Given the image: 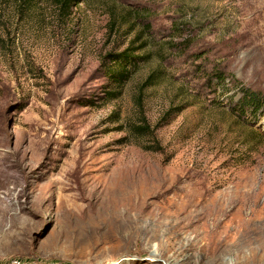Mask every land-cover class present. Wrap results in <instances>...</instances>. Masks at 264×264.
<instances>
[{
    "label": "rangeland",
    "instance_id": "rangeland-1",
    "mask_svg": "<svg viewBox=\"0 0 264 264\" xmlns=\"http://www.w3.org/2000/svg\"><path fill=\"white\" fill-rule=\"evenodd\" d=\"M0 264H264V0H0Z\"/></svg>",
    "mask_w": 264,
    "mask_h": 264
},
{
    "label": "bare ground",
    "instance_id": "bare-ground-1",
    "mask_svg": "<svg viewBox=\"0 0 264 264\" xmlns=\"http://www.w3.org/2000/svg\"><path fill=\"white\" fill-rule=\"evenodd\" d=\"M122 178L117 179V182H115L110 189L101 192L100 197H102L101 202H99V206L101 207H99V212H97L98 217L95 220L96 222L98 219L101 222H110L111 219H118V221L119 219H127L134 223L143 221L145 214L142 206L133 200V194H131V192H133V187L130 183L127 184ZM125 178L133 182L131 174L128 173V176L125 175ZM110 223L112 224V222Z\"/></svg>",
    "mask_w": 264,
    "mask_h": 264
},
{
    "label": "trees",
    "instance_id": "trees-1",
    "mask_svg": "<svg viewBox=\"0 0 264 264\" xmlns=\"http://www.w3.org/2000/svg\"><path fill=\"white\" fill-rule=\"evenodd\" d=\"M26 1L29 0H23V2ZM52 1H54L60 7L62 13L69 14L71 8L74 5L77 6L83 0H52ZM109 56L112 58V62L115 63V67L108 66V68H106L109 75L112 74L111 76L115 78L116 82L126 80L129 77V75L132 73V69L130 67L133 64V61L134 59H136V57L132 53H129L128 50L123 51L119 54H109ZM153 77L154 74L149 76L146 85L152 83L151 81ZM260 101H261L260 93L246 89L243 91V99H242L241 107L246 108V106H251V105L255 106L256 104H260ZM134 131L136 134L139 135H146L153 132V130L151 129L148 123L135 126ZM157 147L158 148L156 149H162L161 146L159 145Z\"/></svg>",
    "mask_w": 264,
    "mask_h": 264
}]
</instances>
